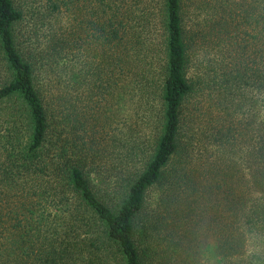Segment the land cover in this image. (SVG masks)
<instances>
[{
	"label": "trees",
	"instance_id": "obj_1",
	"mask_svg": "<svg viewBox=\"0 0 264 264\" xmlns=\"http://www.w3.org/2000/svg\"><path fill=\"white\" fill-rule=\"evenodd\" d=\"M0 264H264V0H0Z\"/></svg>",
	"mask_w": 264,
	"mask_h": 264
},
{
	"label": "rangeland",
	"instance_id": "obj_2",
	"mask_svg": "<svg viewBox=\"0 0 264 264\" xmlns=\"http://www.w3.org/2000/svg\"><path fill=\"white\" fill-rule=\"evenodd\" d=\"M197 19H200V18H197ZM201 25H204V26L202 27ZM205 26H206L205 21H185V28L188 29V30H191V31L195 27L204 28Z\"/></svg>",
	"mask_w": 264,
	"mask_h": 264
}]
</instances>
